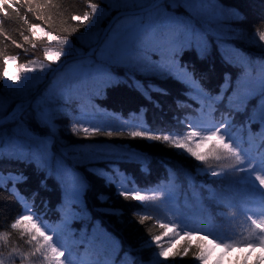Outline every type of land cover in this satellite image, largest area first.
<instances>
[{
	"label": "trees",
	"instance_id": "obj_1",
	"mask_svg": "<svg viewBox=\"0 0 264 264\" xmlns=\"http://www.w3.org/2000/svg\"><path fill=\"white\" fill-rule=\"evenodd\" d=\"M150 1L135 0V4H128L123 0H32V12L26 13L28 4L21 7L20 15L27 14L30 24L39 23L46 31L66 36L65 45L50 44L42 33L34 38L28 31L29 25L12 10L8 16L0 13V103L7 99L12 106L29 99L60 61L95 45L117 13L143 8ZM189 2L195 3V0ZM89 3L97 4L95 14L91 13ZM161 5L165 15L182 20L207 36L205 53L193 44L177 57L194 82H188L186 76L180 77L175 71L171 76H162L158 68L164 61L153 49L146 55L141 54L144 66L127 60L97 62L93 55L74 62L81 65L87 61L97 74L92 71L94 76L80 78V82L71 81L62 73L66 70L64 67L22 109L18 118L0 125V261L3 264H43V257L30 255L33 248L27 243L28 237L20 236L32 225L11 228L21 215L32 216V222L65 251V257H61L64 264L68 260L72 264H130L133 261L156 264L157 260L162 264H264V253L260 250L238 247L227 250L203 237H199L197 249L198 237L186 238L173 216L172 210L177 204L167 203L150 189L158 187L166 176L177 170L194 177L204 187L207 199H213L208 181L219 179L232 165L230 160L217 162L209 157L205 163L169 142L129 135L132 131H141L183 138L193 130L190 123L194 116L189 114L202 105L201 97L213 95L215 91L223 99L235 97L245 72L240 66V57L250 59L248 70L253 75L260 72V65L264 63V42H258L256 35L264 31V0H210L209 7L234 9L242 17L225 20H213L187 2L177 7L172 0H165ZM86 11L90 13L88 21L81 23L72 19ZM37 16L41 19L37 20ZM149 16L153 18L155 10L121 16L110 31L116 24L134 19L147 27L152 22V19L148 21ZM148 38L150 33L142 37ZM46 47L52 52L61 51L60 59L48 61L43 51ZM6 57L15 59L5 64ZM41 63L44 69H40ZM24 64L33 70L19 67ZM5 69L10 75L19 72L21 79L8 80L3 75ZM257 103L254 96L243 108L252 107L247 120L254 117L253 123L264 129L259 122ZM45 107L52 110L51 127L38 119V108L42 111ZM83 128L99 129V133L86 136ZM109 132L113 135H107ZM199 140L197 136L189 143L200 153L207 152L214 143L211 140L199 143ZM42 141L47 146V156L42 161L17 148L20 144H31L35 152ZM3 164L6 166L2 167ZM57 168H61V173ZM212 171L222 175L213 176ZM21 176L26 179H20ZM76 187L81 189L78 198L73 197ZM121 191L129 194L128 197L120 196ZM136 193L145 199L135 200ZM101 195L107 200L101 201ZM109 209L121 214L105 211ZM141 217L146 218L143 223H139ZM189 229L190 226L186 230ZM153 236H160L161 241H153ZM170 237H174L171 243ZM158 243L167 249V259L158 256ZM186 243L192 244L188 255L167 256L169 252L182 253ZM195 251L205 252L206 259H195Z\"/></svg>",
	"mask_w": 264,
	"mask_h": 264
},
{
	"label": "snow or ice",
	"instance_id": "obj_2",
	"mask_svg": "<svg viewBox=\"0 0 264 264\" xmlns=\"http://www.w3.org/2000/svg\"><path fill=\"white\" fill-rule=\"evenodd\" d=\"M119 2V0H117ZM125 3H133L135 4V0H124ZM185 2L189 4V6L196 8L199 12H203L205 15L210 17L213 20H225V19H240V13L236 10H225L223 7H216V5L208 6L210 0H195V3H190L189 0H172V3L176 4L177 7L182 6ZM24 4H28L29 7L26 9L27 12H32L31 4L32 0H0V13H3L4 16H8L10 14L9 10L16 12L19 18L24 22V24L29 25L28 31L35 38L37 33H42L43 37L47 38V41L51 43H55L58 45H65L68 43V38L66 36L55 35L50 31H46L45 28L41 27L39 23H29L28 15H20V9ZM150 6L153 10H155V16L152 18V22L149 26L145 27L140 20H132L130 23H119L116 24L114 29H111L112 36L110 38L109 43L105 45L103 49L100 50L99 55L101 57L106 58L107 60H127L130 63H134L137 66H144L142 63L141 54H148L149 49H153L155 52H158L162 59L163 63L159 66L158 71L162 76H171L173 72H177L180 74V77L186 76L188 78V82L192 81V76L188 73L186 66H183L179 63L177 57L181 54L185 48H191L193 44L197 47V49L201 53H205L207 51L208 42L207 36L201 32H198L194 27H190L187 23L182 20L176 19L173 16L165 15L161 12V2L160 0H151ZM39 7V6H38ZM88 7L91 10L92 14H95L98 10V6L95 3H89ZM103 10H101L102 14ZM90 13L84 12L81 15H74L72 17L75 21H80L81 23L89 20ZM37 20H40L41 17L37 16ZM150 33V38L142 39V37H148ZM258 42H264V31H258ZM256 37H253L255 41ZM24 40L27 41L28 37L25 36ZM17 47H21L20 44L16 45ZM35 47V45H33ZM44 55L48 61L54 62L58 61L63 54L61 51L57 50L52 52L50 48H44ZM9 59H15L14 57H6L5 64H7ZM240 66L245 69L243 82L237 86V90L235 92V104L236 111L243 110V106H246L247 102L253 98L257 97L258 103L257 107L259 108V122L261 125H264V63L260 65V72L257 75H253L252 71H249L251 67L250 59H245L240 57ZM20 68L25 71H31L27 64L19 65ZM40 69H44V64L39 65ZM91 67V65H89ZM153 67H157L153 65ZM3 75L7 77L8 80L19 81L21 79V75L18 72L16 75H10L7 69L4 70ZM179 78V77H178ZM15 91H19V89H14ZM163 92V90H160ZM166 94V93H164ZM150 99V97H149ZM223 99V96L220 97ZM52 101H48L51 103ZM233 104V100L229 99L230 107ZM38 119L39 121L48 127H51V121L53 119L52 110L48 107H45L42 111L38 108ZM255 122L254 117H249V123ZM231 121L227 117L222 118V122L216 126L213 125L210 129H204L201 131L192 130L187 133V135L183 138H173L169 135H153L148 132L141 131H132L129 133L131 137H143L154 141H166L172 144L174 147L178 149L186 150L192 157H194L197 161L208 162L209 157L214 158L217 162H227L229 160H234V164L228 166L227 175H235L237 173L246 172L247 180L252 184L255 188L256 182H259V186L264 188V155L259 159L258 164H254L252 159L248 158L247 152L242 150L240 145L234 140V138L227 132L225 126L230 124ZM73 130L75 131V125H73ZM85 135H95L99 133V129H82ZM206 133V134H205ZM107 135L111 136L113 133L109 132ZM199 136V143H204L205 140L214 141L212 146L205 153H200L195 150L194 147L189 143L190 140ZM227 137V141L225 140ZM17 148L20 152H27L30 155H33L35 158L39 160H44L47 156V146L42 141L39 145H37V149L35 152L32 151L31 144H20L17 145ZM0 155H2V151H0ZM247 165V167H238L242 165ZM253 174L255 175V179L253 180ZM211 175L218 176L222 175L216 171H212ZM20 179H26V177H20ZM43 185V182H42ZM46 186V185H43ZM81 189L76 187L73 189V197L78 198ZM36 195L35 193L33 194ZM120 196L128 197L129 194L121 191L119 193ZM260 204L262 206V210H264V193H261ZM137 201H142L145 197L141 196L139 193L134 194L133 197ZM101 201L107 200L106 196L101 195L99 197ZM110 214L120 215L118 211L114 210H105ZM145 217H141L139 223H143ZM247 221H250V227L248 229V236L246 238V243L241 244L240 246H246L250 250L257 246V241L259 242V246L264 249V220H258L253 218V216H248ZM26 224H31V228H25L24 231L20 233L21 237L27 236V243L32 244V252L30 255L33 257H43V264H64V261L61 260V257H65V251L60 250L52 241V237L45 234L39 227H37L32 222V216L29 215H21L18 219L15 220L14 223L11 224L12 229H17L25 226ZM167 225H161V227H166ZM39 233V235H37ZM191 232L185 231L184 236L190 237ZM175 235V234H174ZM174 237L169 238V243H171ZM206 238V236L204 237ZM3 239L7 240V236H4ZM200 239L198 237L195 247L197 249L200 248ZM153 241L160 242V236H153ZM33 242H35L33 244ZM220 243L227 249H231L233 247L232 243H225L223 239L220 240ZM160 247V251L158 252L159 257H166L167 249L160 246L159 243L157 245ZM192 248L191 243L184 244L183 252L174 251L167 253L168 257L171 256H181L188 255L189 250ZM195 259L199 261H204L206 259V254L203 251H195L193 252ZM68 256H71V253H68ZM0 264H3L0 261ZM68 264H72L71 260H68ZM130 264H135V262H130ZM156 264H162L161 261L157 260Z\"/></svg>",
	"mask_w": 264,
	"mask_h": 264
},
{
	"label": "rangeland",
	"instance_id": "obj_3",
	"mask_svg": "<svg viewBox=\"0 0 264 264\" xmlns=\"http://www.w3.org/2000/svg\"><path fill=\"white\" fill-rule=\"evenodd\" d=\"M124 1V0H123ZM165 0H163V2H164ZM128 4H131V3H128ZM161 12H163V11H161ZM164 13V12H163ZM171 16V15H170ZM152 19V16H149L148 17V21H150ZM148 26V25H147ZM111 36H112V31H108V33H106V35H105V37H104V40H103V45H102V47L100 48V50L101 49H103L104 47H105V45L107 44V43H109V41H110V38H111ZM100 50H99V52L97 53V52H95V57H96V61L97 62H110V63H116L115 62V60H107L106 58H104V57H101L100 55H99V53H100ZM67 66V68H65L66 70L64 71V75H67L68 77H70L72 80L71 81H76V80H78L79 82H80V78L81 79H83L84 77H91V76H94L95 74L93 73V72H95L96 74L98 73V72H96L94 69H92L91 67H89L88 66V63H87V61H85V62H83L81 65H77L76 64V62H72L71 64H67L66 65ZM93 71V72H92ZM58 72H60V70L58 71ZM57 72V73H58ZM56 73V74H57ZM72 75V76H71ZM81 82H83V81H81ZM12 106H9V104H8V101H7V99H4L1 103H0V118H2L8 111H9V109L11 108ZM20 111V110H19ZM18 111V112H19ZM16 113V114H14L13 115V119L14 118H18V115H19V113ZM0 125H2V124H0ZM57 172L58 173H61V168H57Z\"/></svg>",
	"mask_w": 264,
	"mask_h": 264
},
{
	"label": "water",
	"instance_id": "obj_4",
	"mask_svg": "<svg viewBox=\"0 0 264 264\" xmlns=\"http://www.w3.org/2000/svg\"><path fill=\"white\" fill-rule=\"evenodd\" d=\"M148 9H151V6H150V5H149L148 7H146L143 11H146V10H148ZM138 12H139V11H137V10H134V11H126V12H120V13L116 14V15L113 17V19L111 20L110 24L113 22V20H115L117 17H119V16H121V15H124V14H137ZM104 33H105V31H104ZM104 33H103V35H104ZM103 35L101 36V38H100V40L98 41V43H97V44H96V45L90 50V52H87V53H85L84 55H79V56H74V57L66 58L65 60H63V62H61V63L59 64V66H58L56 69L60 68L64 63H66V62H68V61H71V60H74V59H77V58H81V57H85V56L90 55L91 52L94 51V50L99 46V44L101 43ZM43 87H44V85L38 90V92H39ZM38 92H37V93H38ZM37 93H36V94H37ZM36 94H35V95H36ZM19 105H21V104H19ZM17 107H18V106H15V107L13 108V110H12V111H11V112H10L5 118H3V119L0 120V122L4 121V120L7 119L8 117H10V116L16 111Z\"/></svg>",
	"mask_w": 264,
	"mask_h": 264
}]
</instances>
